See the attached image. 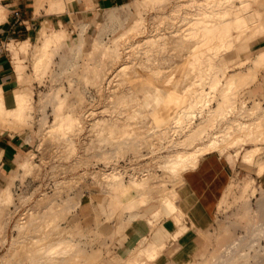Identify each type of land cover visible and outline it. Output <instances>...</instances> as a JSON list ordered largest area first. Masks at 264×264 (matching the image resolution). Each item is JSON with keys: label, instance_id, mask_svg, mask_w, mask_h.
Instances as JSON below:
<instances>
[{"label": "rangeland", "instance_id": "374dc122", "mask_svg": "<svg viewBox=\"0 0 264 264\" xmlns=\"http://www.w3.org/2000/svg\"><path fill=\"white\" fill-rule=\"evenodd\" d=\"M202 1L130 0L112 8L76 14L73 0H40L39 7H45L44 3L49 4L47 11H69L72 27L61 28L65 32L64 38L51 42L45 50L38 46L43 43L41 35L39 41L22 48L25 57L31 56V69L26 73L28 66H22L24 75L21 81L25 83L22 87L31 92L32 102L26 123L23 126V122L18 124L17 128L7 127L27 142L17 157L14 169L7 173L3 182L0 181L1 192L7 182L15 177L12 199L2 204L0 202V212H3L0 213V257L2 254L9 256H2L0 264H23L25 257L24 263L31 264L35 255L38 257L40 253L42 257H35L33 264L39 259L36 264L50 262L43 256L45 253L42 254L45 248L41 252L30 248L33 243L38 245L41 241L37 240L35 244L28 237L36 231L42 232L40 222L44 214L48 215V209L51 216L49 214V218L45 219L48 222L51 220V223L58 219V222H54L50 228L48 224L46 228L52 230L55 226L53 230L56 232L69 230L68 238L73 240V244L76 242L74 249L83 252L70 255L68 263L97 264L102 259H108L111 264H117L120 259L114 253L113 242L110 244L106 240H99L96 228L77 214L79 203L73 209H68L67 204L80 202L84 190L103 189L106 196L99 203L101 213L108 208L109 216L117 215L119 220L120 207L126 204L121 197L127 193L123 200H127L128 196L142 200L138 201V208L152 201L149 206L154 215L152 219L162 216L167 210L162 202L164 197L161 199L164 192L176 198V189L183 181L184 173L192 170H188L192 167L187 169L185 165L168 169L165 167L167 154L195 148L211 138H223L222 143L219 141L218 151L226 152L237 166L216 207L214 222L207 229H198L199 250L188 264H264V260L258 262L260 256H264L259 248L264 245V183L258 177L264 173L260 172V162L264 161V120L261 125L264 119V63L255 68L254 62L264 50V24L253 21L255 16L251 10L254 7L263 10L264 0H220L217 4V0L213 4ZM232 4L247 12L250 20L246 31V27L240 30L234 26L233 38L229 36L223 40L220 36L205 37L198 33L199 14L214 15L216 12L215 15L218 13L220 16L221 10ZM213 22L215 20L205 21L208 24ZM126 30L122 36L121 33ZM215 44L220 50L214 49ZM234 72H237L234 76L245 83L242 80V83L240 80L238 82L237 77L236 83H228L229 76ZM248 72L251 77L247 75ZM243 74L248 77L247 80ZM216 79L221 80L213 87ZM226 96L231 98L220 109L219 104ZM62 114L76 116L79 127L75 125L73 128L76 130L71 127L72 132H68L70 128H61V131L52 127ZM257 118L261 120L260 124ZM247 122H254L253 132L248 131V126V129L240 126ZM251 123L249 126H252ZM236 128L243 139L234 133L237 132ZM52 129H55L54 133ZM46 130H50V133ZM247 151H254L255 154L249 161L244 160ZM26 158L35 163L28 170L18 166V162ZM142 175L147 179L143 183L133 181L144 178ZM145 199L149 201L144 204ZM2 205L5 210H1ZM58 206H61L60 209ZM64 208L70 211L66 210L69 214L65 213ZM161 208H164V213L159 210ZM22 214L28 216L24 215L23 218ZM53 215L57 218H53L54 221ZM182 216L186 224V213ZM25 218H40V221L37 224L38 221L33 219L37 225L34 224L35 228L31 230L29 227L28 231V227L25 230L17 228V223L25 222ZM158 220L150 221L153 224ZM36 226L41 229L38 227L34 231ZM25 231L31 233L26 232V235ZM19 233H25L27 242L32 243L27 246L32 249V254L35 252L34 256H31L28 247L27 251L24 246L26 238ZM238 236L241 240H238ZM256 237L258 243L250 248L249 244ZM21 239L24 244L17 242ZM152 239L144 238L139 244L140 248ZM232 239L237 242L232 243ZM231 243L235 245L231 246ZM10 244L15 248H11ZM228 245L232 247L229 248L231 252L224 250ZM140 248L138 246L132 256L123 261L124 264H155L146 256H143L144 259L142 255H136ZM12 249H15L14 254ZM74 249L71 245L68 250L71 253ZM57 258L51 260L57 261ZM75 258L77 261L80 259L78 263ZM64 259L62 255L61 260Z\"/></svg>", "mask_w": 264, "mask_h": 264}, {"label": "crops", "instance_id": "0c3cea01", "mask_svg": "<svg viewBox=\"0 0 264 264\" xmlns=\"http://www.w3.org/2000/svg\"><path fill=\"white\" fill-rule=\"evenodd\" d=\"M1 1L6 12L0 20V87L4 92L5 105L12 108L17 104L16 90L25 85L21 81V76L24 75L22 66H28L26 73L31 69V56L23 55L21 43L27 39L30 44L39 41L44 27L47 31L72 27L71 14L63 9L47 11L48 3H44L45 7H37V0ZM128 1L130 0H73V8L77 14L112 8ZM26 142L24 137L10 128L0 130L1 182L14 169ZM236 166L237 163L226 152L213 150L202 155L196 166L187 168L192 170L184 173L175 198L179 208L186 213L187 228L177 238H174L173 233L181 223L178 224L172 214H163L152 224L154 215L149 207L152 201L140 208L138 205L126 207L125 203L131 199L128 196L127 200H123L127 193L121 197L125 205L120 207L119 220L117 215L109 216L108 208L102 213L98 209L100 201L106 196L103 189L84 190L77 214L88 225L96 228L99 240H106L110 244L113 242L114 253L120 259L117 264H124L123 261L132 256L144 238H153L166 244L154 259L155 264H188L199 250L198 229H207L214 222V212L230 184ZM258 177L264 183V173ZM97 264L111 262L102 259Z\"/></svg>", "mask_w": 264, "mask_h": 264}, {"label": "bare ground", "instance_id": "6f19581e", "mask_svg": "<svg viewBox=\"0 0 264 264\" xmlns=\"http://www.w3.org/2000/svg\"><path fill=\"white\" fill-rule=\"evenodd\" d=\"M207 2H209V3H215L214 1H216V0H206ZM218 1V2H217ZM216 1V4L217 3H220L219 1L220 0H217ZM221 1H224V0H221ZM230 1V0H229ZM259 1V0H258ZM257 0H256V2H258ZM37 2V7H39L40 6V0H37L36 1ZM201 2H204V1H202L201 0ZM208 3V4H209ZM230 3V2H229ZM211 4V5H212ZM222 4H224V2L223 3H221V5ZM231 4V3H230ZM215 5V4H214ZM227 5V4H226ZM208 6V5H207ZM217 6V5H216ZM220 6V5H219ZM234 6H236V7H234ZM209 7V6H208ZM207 7V8H208ZM215 7V6H214ZM176 9V8H175ZM251 10H253L254 11V16H255V18H254V22L256 21V23L258 22V23H262V24H264V7H263V10H262V8L260 9L259 7H254L253 9H251ZM5 12H6V9H5V7L0 3V20L4 17V15H5ZM175 12V11H174ZM200 12H202V11H200ZM215 13L216 12H214V15H210V13H208L207 15H204V14H202V16L199 14V17H197L198 19H200V21H198L199 22V24L196 26L197 27V29H198V33H200L202 36H205V37H214V36H220V38L223 40V38H226V37H232V35H233V28H235L234 26H236L238 29H244L245 27V31H246V29L248 28L247 26H249V24H248V20H250V18H249V16L247 15V12L245 13V11L243 12L241 9H240V7H238L237 5H233L232 4V6H228V7H225V8H223L222 10H221V15L219 16L218 15V13H217V15H215ZM206 14V13H205ZM213 14V13H212ZM210 15V16H209ZM209 20H215V22H213V23H211V24H208V23H205V21H209ZM253 22V23H254ZM195 24V23H194ZM226 25V26H225ZM251 26V25H250ZM259 26V25H258ZM220 27V28H219ZM128 28V27H127ZM134 27H130L129 29H133ZM137 30V29H136ZM244 30H242V32L244 31ZM125 32H127V30L126 31H124V32H122L121 33V35L122 36H124L123 34H125ZM133 32V31H132ZM131 32V33H132ZM189 32H191V31H189ZM189 32H188V34H189ZM238 32V31H237ZM41 36L43 37V43L42 44H40V45H38L39 46V48H41L42 50H45L49 45H50V43L51 42H56V41H59V40H62L63 38H64V36H65V32H64V30L63 29H55V30H51L50 32H48L47 31V28L46 27H44L42 30H41ZM193 34V33H192ZM120 35V36H121ZM200 35V36H201ZM119 36V37H120ZM121 36V37H122ZM125 36H127V35H125ZM235 36H236V34L234 35V38H235ZM120 37V38H121ZM204 37V38H205ZM233 38V37H232ZM238 38H239V36H238ZM217 39V38H216ZM146 40V39H145ZM201 40V39H200ZM206 40V39H205ZM229 40V39H228ZM236 39H234V41H235ZM144 42V41H143ZM201 42V41H200ZM205 42H207V40L205 41ZM204 42V43H205ZM223 42V41H222ZM199 43V42H198ZM214 43V42H213ZM223 44V43H222ZM30 45V41L27 39V40H25V41H23L22 43H21V48H23V49H25V48H28V46ZM227 45V44H226ZM207 46H209V45H207ZM214 49H219V47H218V45L217 44H215L214 46ZM200 48V47H199ZM225 48V47H224ZM198 49V48H197ZM201 49H202V45H201ZM205 49H207V48H205ZM210 49V48H209ZM193 50V49H192ZM191 50V51H192ZM220 50V49H219ZM225 50V49H224ZM197 51V50H196ZM237 51V50H236ZM225 53V52H224ZM49 54V53H48ZM214 54V53H213ZM186 55V54H185ZM187 56H188V54H187ZM216 56V55H215ZM231 56V55H230ZM42 58V57H41ZM183 59V58H182ZM41 60H43V58L41 59ZM245 61V60H244ZM241 62V61H240ZM254 62H255V68H257L259 65H261L262 63H264V50L263 51H261L258 55H257V57L254 59ZM43 63V62H42ZM41 62H40V64H42ZM217 63V62H216ZM242 63V62H241ZM216 65V64H215ZM219 66V65H218ZM125 68V67H124ZM216 68V67H215ZM214 68V69H215ZM254 67H252V70L254 71V69H253ZM210 69V68H209ZM256 70V69H255ZM122 71V70H121ZM119 72V71H118ZM238 73H239V71H238ZM243 73V72H242ZM250 73H252V72H250ZM194 74H196V73H194ZM213 74V73H212ZM230 74V73H229ZM233 75H231V76H229V79H228V83H229V81L230 82H233V83H231V84H234V81H235V83L238 81L239 82V80H238V78L240 77V75H241V73H239V77L238 76H234V75H237V72L235 73H232ZM255 74V73H254ZM243 75H245V74H243ZM247 75H249L250 76V74H249V72H248V74ZM252 76H254L253 75V73H252ZM237 77V81H236V78ZM251 77V76H250ZM192 78V77H191ZM221 78V77H220ZM240 78H242V76L240 77ZM245 78H246V80H247V78L248 77H246V75H245ZM244 78V79H245ZM23 79V77L21 76V80ZM222 79V78H221ZM221 79H216L217 81H216V83L213 85V87H215L216 85H217V83L221 80ZM25 80V79H24ZM226 80V79H225ZM243 82H244V80L243 79H241ZM240 80V82L242 83V81ZM190 81V80H189ZM245 83V82H244ZM197 84V83H196ZM200 84V83H199ZM191 87H193V86H191ZM199 87V86H198ZM205 87V86H204ZM233 87V86H232ZM195 91H197V88L195 87ZM199 89V88H198ZM205 89V88H204ZM237 89V88H236ZM191 90V89H190ZM193 90V89H192ZM194 91V90H193ZM210 91V90H209ZM231 91V90H230ZM189 92V91H188ZM191 92V91H190ZM211 92V91H210ZM199 93V91L196 93V96H197V94ZM203 93V92H202ZM189 94H191V93H189ZM207 94V93H206ZM209 94V93H208ZM194 95H195V93H194ZM202 95V94H201ZM210 96L212 95V94H209ZM208 95V96H209ZM214 95V94H213ZM193 96V95H192ZM16 97H17V104H16V106H14V107H12V108H9V107H7L6 105H5V103H4V92H3V90H2V88L0 87V127L1 128H7V127H16L18 124H20V123H22L23 122V124H22V126L26 123L25 121H26V116H27V111H28V108L31 106L30 104H31V102H32V95H31V92L29 91V90H27V89H25V87H22V88H18L17 90H16ZM228 97L229 96H226V98H225V100L223 101V103H221V104H219L220 105V109H222V108H224V106L226 105V102L225 101H227V100H230V98L231 97H229V99H228ZM186 98H188V96L186 97ZM191 98V97H190ZM202 98V97H201ZM201 98H197L198 100H200ZM185 99V98H184ZM183 99V100H184ZM196 99V100H197ZM191 102H192V100H191ZM198 102V101H197ZM201 102V101H200ZM210 102V101H209ZM225 102V103H224ZM227 102H229V101H227ZM188 104V103H187ZM209 104V103H208ZM189 105V104H188ZM185 106H187V105H185ZM232 106V105H231ZM256 109V108H255ZM180 110V109H179ZM254 110V109H253ZM212 111H215V109L214 110H212ZM216 111H217V109H216ZM74 114V113H73ZM182 112H181V116H182ZM224 114V113H223ZM180 115V114H179ZM184 116V115H183ZM182 116V117H183ZM264 116V115H263ZM177 117V116H176ZM182 117H181V119H182ZM180 117L178 116V119H179ZM260 118V117H259ZM264 118V117H263ZM180 119V120H181ZM262 119V118H261ZM57 120V121H56ZM56 122L55 123H53L52 124V127H57V129H60L61 130V128L62 129H69L70 128V130H68V132H70L71 131V127L73 128L75 125H77L78 123H77V117L76 116H74V115H72V114H62V115H59L57 118H56ZM179 120V121H180ZM183 120V119H182ZM181 120V121H182ZM254 120V119H253ZM257 120H258V118H257ZM263 120L264 119H262V121L261 120H258V122H259V124H260V121H261V125H262V123H263ZM178 121V120H177ZM251 122H252V120H250ZM250 122V123H251ZM255 123H257V121H254ZM253 122V123H254ZM77 123V124H76ZM249 122H247L245 125H240L242 128H245V129H248V127H249V129H248V131H252L253 130V123H251L252 124V126L250 125L249 126V124H250ZM80 124V123H79ZM244 124V123H243ZM19 126H21V125H19ZM78 126V125H77ZM236 126H237V124H236ZM239 126V127H240ZM248 126V127H247ZM258 126V125H257ZM256 126V127H257ZM18 127V126H17ZM16 127V128H17ZM79 127V126H78ZM250 127H252V128H250ZM264 127V126H263ZM48 128H50L51 129V126H48ZM235 128V127H234ZM254 128H255V126H254ZM56 129V130H57ZM73 129H75V128H73ZM55 130V129H54ZM53 129H52V132L54 131ZM76 130V129H75ZM236 130H237V132L235 131L234 133L235 134H238L237 136H239V132L240 131H238L239 129L238 128H236ZM241 130V129H240ZM48 130H46V132H47ZM62 131V130H61ZM73 131V130H72ZM71 131V132H72ZM231 131V134L230 135H232V130H230ZM242 131V130H241ZM248 131H247V133H248ZM55 132V131H54ZM53 132V133H54ZM67 132V131H66ZM163 132V131H162ZM165 132H166V130H165ZM244 132H246V131H244ZM253 132V131H252ZM251 132V133H252ZM47 133H50V130H49V132H47ZM246 133V134H247ZM250 133V132H249ZM250 133V134H251ZM229 134V133H228ZM244 135V134H243ZM228 135H226V137H227ZM233 136V135H232ZM236 136V137H237ZM239 137H241V135L239 136ZM245 137V136H244ZM221 138V137H220ZM228 138V137H227ZM242 138V137H241ZM180 139V138H179ZM237 139H240V138H237ZM243 139V138H242ZM264 139V138H263ZM222 141H224L223 140V138L221 139ZM221 140H219V139H217V138H211V140L210 141H207V143L205 142V143H201V144H199V146L197 145L195 148H190V149H179V150H176V151H172L171 153H169V154H167V157H166V161H165V167H167L168 169L169 168H173V169H177V167H179V166H181V165H185L184 167H186V168H189V167H194V166H196L197 164H198V162H199V160H200V158L202 157V155H204L205 153H207V152H210V151H213V150H218L219 149V147H220V142H221ZM234 140H236V139H234L233 138V140L232 141H234ZM220 141V142H219ZM239 141V140H238ZM235 142V141H234ZM222 143V142H221ZM234 144V143H233ZM248 153H246L245 155H244V160H247V161H249V160H251V157L253 156V155H255V154H253L254 153V151H253V153H252V151L251 152H249V151H247ZM1 158H2V152L0 151V160H1ZM254 158V157H253ZM26 159H28V158H26ZM25 159V161L23 160H20L19 162H18V166H21V167H23L24 169H27V168H29V166H32L33 167V163H34V160H32L33 161V163H31L30 162V160L31 159H28V160H26ZM30 163L32 164V165H30ZM261 163V167H260V172H263L264 171V161H262V162H260ZM35 164V163H34ZM183 166H181V167H183ZM180 168V167H179ZM184 169V168H183ZM28 170V169H27ZM114 175L115 176H117L116 175V173H114ZM146 175V174H145ZM143 177H144V175H142ZM145 177H147L148 179H149V177L146 175ZM144 177V178H145ZM141 179H138V178H135V179H133V181L135 182V183H143L144 182V180H147L146 178L144 179V178H142V177H140ZM14 179H15V177H13V178H11V180H9L8 182H7V185L2 189V191L0 192V202H1V204H2V202H6V201H8V200H10V199H12V187H13V184L15 183L14 182ZM134 186V185H133ZM118 189V188H117ZM174 189V188H173ZM169 190V189H168ZM167 194V193H166ZM165 194V192H164V195L161 197V199L164 197V199H162L163 201V206L165 207V208H167V210H164V208L162 209H160L163 213H164V211H165V213H164V215L165 214H172L173 215V217L176 219V221H177V223L179 224V223H181V225H180V227H178V229L173 233V236H174V238H177L186 228H187V224H184V222L182 221V215L184 214L183 212H182V210L179 208V206L177 205V203H176V199H175V196H172L170 193H169V195L167 194L166 195ZM78 199V198H77ZM79 201V200H78ZM138 201L139 200H137V198H131V199H129L127 202H126V207H134V206H136V205H138ZM140 201H142V200H140ZM139 201V202H140ZM144 201V204L145 203H147L149 200H147V199H145V200H143ZM121 202V201H120ZM123 202V201H122ZM8 203H10V202H8ZM7 203V204H8ZM78 203L79 202H77L76 204H74L73 202L72 203H70L71 205H69V204H67V208L69 209H73V208H76V206L78 205ZM262 203H263V205H264V200L262 199ZM0 204V205H1ZM7 204H4L3 203V205H6L7 206ZM3 205L1 206V210L4 208L3 207ZM51 206V205H50ZM53 207V206H52ZM59 207V209H60V207L61 206H58ZM57 207V208H58ZM50 208V207H49ZM57 208H55V209H57ZM261 208H262V206H261ZM68 209H66V210H68ZM3 210H5V209H3ZM29 211H30V209H28ZM32 210V209H31ZM49 210V209H48ZM48 210H46L47 211V214L49 215L50 214V216H51V213L48 211ZM52 209L50 208V211H51ZM65 210V208H64V211H65V213L67 212ZM164 210V211H163ZM27 211V210H26ZM28 211V212H29ZM33 211V210H32ZM45 211V212H46ZM57 211V210H56ZM63 211V210H62ZM69 211V210H68ZM36 212V211H35ZM44 212V213H45ZM49 212V213H48ZM53 212H55V210L53 209ZM70 212V211H69ZM158 212H159V210H158ZM1 213V212H0ZM3 213V212H2ZM1 213V214H2ZM30 213V212H29ZM43 213V214H44ZM59 213V212H58ZM58 213L56 214V216L58 217ZM63 214V216H65L66 214ZM68 213V212H67ZM157 212H155V214H156ZM162 213V214H163ZM35 214V213H34ZM37 214V213H36ZM39 214V213H38ZM37 214V215H38ZM55 214V213H54ZM59 214H61V213H59ZM69 214V213H68ZM23 215V218H24V215L26 216V214H22ZM48 215H43L44 216V218H43V216H42V214H41V216H42V218L44 219H42V221L40 222L41 224V228H42V232H41V228L39 227V233H36L37 231V229H38V227L36 226V229L34 230V231H36L34 234L33 233H31V232H27L28 230H29V227H30V230L32 229V227H33V229L35 228L34 226L35 225H37L38 223H39V219L41 218V216H40V218H37V219H34L35 218V216H34V218H32V219H30V220H27L26 218V220H25V222H21V223H17V224H19L18 226H17V228L19 227V229L21 228V229H23V230H25V228H27L28 227V229H26L27 231H25V233L27 232V233H31V235L29 236L28 235V237H30V241H33V242H35V241H37L38 240V242H40L41 241V243L40 244H38V242H37V244L39 245H34V243H33V247H32V243L31 242H27V233H26V235H24V237L26 238L25 240V242H27L26 244H24L23 242H24V240H23V242H22V239L21 240H17V242H19V241H21L22 242V244H24V246L27 248L28 246L27 245H31V247L30 248H32V249H35V250H33V251H44V248L46 249L44 252H42V254L43 253H45V254H43V256H45V259L48 261V260H50V262H52V264H72V263H74L75 261H73L72 263H68L69 262V256L70 255H74V253L75 252H77L74 248L76 247V242H75V244H73V240H71L70 238H68L69 236V230H63L61 227H60V229H62V230H60V231H54L53 229L55 228V226L52 228V230L51 229H47L46 227L48 226V224H49V228H50V225H52L54 222L55 223H57L58 222V219L53 215V217H52V221H54L53 220V218H55V219H57V222L56 221H54L53 223H51V218L49 219L50 220V222H48V220H46L47 218H49V216ZM62 215V214H61ZM28 216V215H27ZM26 216V217H27ZM30 216V215H29ZM39 216V215H38ZM48 216V217H47ZM68 216V215H67ZM169 216V215H168ZM22 217V216H21ZM45 217H46V219H45ZM60 217H62V216H60ZM161 216H158V217H156L155 219H152V221L154 220V221H156L157 219H159ZM20 218V217H19ZM0 219H1V217H0ZM28 219H29V217H28ZM33 219L34 220H36V222H37V224L35 223V222H33ZM20 219H18V221H19ZM46 220V221H45ZM21 221H24L23 219L21 220ZM43 221H45V223L43 224ZM153 221V222H154ZM47 222V223H46ZM51 223V224H50ZM33 224V225H32ZM35 224V225H34ZM43 224V225H42ZM59 224V223H58ZM59 226V225H58ZM57 224H56V229L55 230H57ZM23 230H22V232H23ZM51 230V231H50ZM34 231H32V232H34ZM42 235H41V234ZM22 234V233H21ZM20 233H19V235H21ZM256 234H257V232H256ZM255 234V235H256ZM23 235H21V236H23ZM261 235V234H260ZM259 236V235H258ZM16 237V236H15ZM14 237V238H15ZM24 237H21V238H23L24 239ZM239 237V236H238ZM17 239H18V236L16 237ZM15 238V239H16ZM236 238V237H235ZM240 238V237H239ZM19 239H20V236H19ZM147 239V238H146ZM29 240V239H28ZM233 241H232V243H236L237 241L236 240H234V239H232ZM238 240H241V238L240 239H238ZM256 240V239H255ZM252 241V240H251ZM254 241V240H253ZM14 242H16V241H14ZM69 242H72V243H69ZM20 243V242H19ZM69 243V244H68ZM143 243H144V241H143ZM232 243H231V246H233V245H235V244H233L232 245ZM238 243H239V241H238ZM238 243L236 244V246L238 245ZM248 243H250V242H248ZM35 244H36V242H35ZM72 245V249H74V251L73 250H71L72 252L70 253V251L68 250V249H70L71 248V245ZM13 245H16L15 243L13 244ZM165 243L164 242H159V241H157L156 239H152L148 244H143V246L140 248V245H139V253H138V250H137V254L136 255H138V254H140V255H142V257L143 256H146L148 259H150V260H154V259H156L157 258V256L160 254V252L163 250V248L165 247ZM229 245H230V243H229ZM228 245V247H226L224 250H225V252L226 251H229V248L231 247V246H229ZM246 245V244H245ZM250 245V244H249ZM249 245H247V248H248V246ZM10 246H11V244H10ZM10 246H9V248H10ZM22 246V245H21ZM20 246V247H21ZM35 246V247H34ZM73 246H75V247H73ZM235 246V247H236ZM17 247L18 246H16V250H18L17 249ZM245 247V246H244ZM8 248V249H9ZM11 248H15V247H12L11 246ZM23 248V247H22ZM29 248V247H28ZM28 248H27V251H29V253H31L32 254V249H30L29 248V250H28ZM39 250H38V249ZM40 248H41V250H40ZM232 248V247H231ZM241 248V247H240ZM7 249V250H8ZM21 249V248H20ZM250 249V248H249ZM248 249V250H249ZM12 250H14V251H11L13 254L15 253V249H12ZM26 249H24L23 251H25ZM55 250H60L59 252H56ZM66 250H68L69 252H67ZM232 251H234L233 249H231ZM32 251V252H31ZM239 251V250H238ZM8 252V251H7ZM10 252V254H12ZM21 252V251H20ZM36 252V253H37ZM55 252H56V255H55ZM65 252H67V253H65ZM229 252H231V251H229ZM243 253H245L244 251H242ZM23 253V252H22ZM22 253L20 254V255H22ZM26 253V251L24 252V254ZM60 253H62V255L63 256H65V259L64 260H61V254ZM65 253V254H64ZM70 253V254H69ZM82 254L83 252H80V251H78L77 253H75L76 255L77 254ZM7 254V253H6ZM10 254H7V255H10ZM30 254V255H31ZM33 254H35V252L33 253ZM31 255V256H34V255ZM58 254V255H57ZM240 254H242V253H240ZM2 256H3V254H2ZM1 256V257H2ZM11 256V255H10ZM31 256H30V258H31ZM37 256V254L35 255V257ZM58 257L57 258V261H56V259L54 260L55 261V263H53L54 261H52L51 260V258H55V257ZM229 256V255H228ZM0 257V258H1ZM7 257V256H6ZM6 257H2V258H6ZM18 257V256H17ZM24 256L22 255L21 256V258H23ZM34 257V259H36V258H38V257H42L41 256V253H40V256H38V257H36L35 258ZM140 257V256H139ZM141 257V258H142ZM7 258H9V256L7 257ZM26 258L27 257H25V260H26ZM30 258H29V260H30ZM68 258V259H67ZM72 259H73V257H71ZM70 258V259H71ZM144 259H146L145 257H143ZM142 258V259H143ZM19 258H17V260H18ZM24 259V258H23ZM33 259V260H34ZM43 259V258H42ZM76 259V258H75ZM223 259V258H222ZM6 260V259H5ZM5 260L3 261V262H5ZM20 260V259H19ZM24 260V261H25ZM32 260V261H33ZM80 260V259H79ZM78 260V261H79ZM138 260H139V258H137V262H138ZM141 260V259H140ZM225 260V259H224ZM1 261V260H0ZM24 261H23V264H25L24 263ZM32 261H31V264H33L32 263ZM34 261H36V260H34ZM38 261H40V259L39 260H37V262L36 263H38ZM43 261V260H42ZM46 261V262H47ZM72 261V260H71ZM76 261H77V259H76ZM78 261H77V263H78ZM2 262V261H1ZM44 262V261H43ZM43 262H42V264H43ZM49 262V263H50ZM143 262V261H142ZM221 262H222V260H221ZM22 263V262H21ZM36 263H34V264H36ZM48 263V262H47ZM48 263V264H49ZM76 263V262H75ZM74 263V264H75ZM141 263V262H140ZM143 263H145V262H143ZM39 264H41V262L39 263ZM51 264V263H50ZM236 264V263H235Z\"/></svg>", "mask_w": 264, "mask_h": 264}, {"label": "built area", "instance_id": "2783aa9c", "mask_svg": "<svg viewBox=\"0 0 264 264\" xmlns=\"http://www.w3.org/2000/svg\"><path fill=\"white\" fill-rule=\"evenodd\" d=\"M260 238V237H259ZM258 238L256 237V240H254L251 244H250V248H252L253 246H255L256 245V243H258V240H257ZM259 248H261L262 249V253L264 252V245L263 246H259ZM264 260V256L263 255H261L260 256V258H259V261L258 262H261V261H263ZM253 264V263H252Z\"/></svg>", "mask_w": 264, "mask_h": 264}]
</instances>
